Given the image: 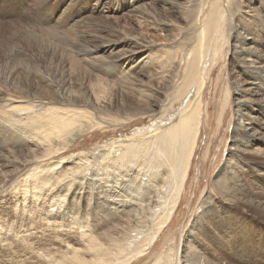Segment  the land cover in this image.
Wrapping results in <instances>:
<instances>
[{"label":"bare ground","instance_id":"6f19581e","mask_svg":"<svg viewBox=\"0 0 264 264\" xmlns=\"http://www.w3.org/2000/svg\"><path fill=\"white\" fill-rule=\"evenodd\" d=\"M49 1L31 0L35 23L22 20L10 26L0 18V82L24 94L16 100L0 87L5 102L0 185L33 163L30 174H22L34 179L22 181L23 205L28 193L39 202L47 191L46 201L57 211L48 207L45 221L64 219L54 229L80 224L96 232L83 231L87 247L52 263L129 264L154 245L182 200L208 114L204 89L213 69L210 58L217 63L221 50H230L235 96L229 151L213 188L199 195L198 211L182 243H170L154 264H264V0H161L167 17L155 11L151 0L126 1L125 9L143 31L123 34V43L114 41L93 52L85 48L88 56L78 48L75 55L68 53L66 78L43 65L52 38L63 33L57 28L64 25L71 2L65 0L50 26L54 6ZM75 24L80 34L83 24ZM123 44L133 49L122 51ZM77 71L97 81L84 74V86L77 84L72 80ZM20 75L24 85L15 83ZM249 80L256 82L258 92L248 96L243 83ZM228 103L226 90L219 116H225ZM137 120L145 123L130 135L91 151H71L78 138L96 128ZM69 151L72 157H65ZM3 166L12 170L6 173Z\"/></svg>","mask_w":264,"mask_h":264},{"label":"rangeland","instance_id":"374dc122","mask_svg":"<svg viewBox=\"0 0 264 264\" xmlns=\"http://www.w3.org/2000/svg\"><path fill=\"white\" fill-rule=\"evenodd\" d=\"M126 1L128 2L130 0H66L67 3L71 2V8L64 19L61 20V22H65L64 25L57 28V30L62 29L61 32L63 33L60 34L57 39L56 36L52 38L53 41L51 45H49V54L45 56L43 67L49 65L51 66V68H57L61 72L59 73L64 78H66V76H68L67 68L69 66V62H67L68 53L69 55L71 53L75 55L80 49V52L84 53L86 50L85 48H89L93 52V50L96 51L97 49L107 44L123 43V39L120 40L123 34L142 32L143 29L139 25L137 17L129 13V11H127L128 9H125L124 6ZM223 1L226 2V0ZM66 2L65 0L49 1V3L54 6V9H52L54 13L51 14L53 17L51 15H48L47 10H42V14L48 15L51 18V23H49L50 26L54 24L53 22L56 21V19H58L57 17L59 16V13L64 9ZM142 2H145V0H139L137 4H140ZM151 2L155 7V11L161 14V11H163L161 0H151ZM30 3L31 0H0V7L3 8L2 12H0L1 20H3V22H11L10 24H8L10 26L17 25V22H22V20V23L24 24H27L28 22L33 23L35 17L33 15V12L29 9L31 6ZM24 12L26 13V15L22 14ZM167 15L168 13H165V11H163V16L167 17ZM87 20H94V22L89 23ZM85 21L87 22L84 23ZM75 22L80 26L81 24H83V26L80 27V34L76 33L74 29V26L76 25ZM87 23H89L90 25L89 29L86 28L87 26L85 27V25H88ZM107 24H111L112 27H108ZM229 28L230 27L228 24L225 25V40L226 38L229 39ZM150 33L152 38L156 37L155 30H150ZM73 34L76 35L77 38H75ZM60 40H62L61 43ZM114 41L118 42L114 43ZM94 47L96 50L94 49ZM52 48L55 50H53ZM129 48L133 49V45L123 44L120 47V49L125 52L129 51ZM221 51L222 56L221 58L216 60L217 63L212 60V56L210 58V67H213V69H210L206 87L204 89V99L206 98V100L208 101V114L202 123L196 152L192 160L188 180L185 185V190L182 193V200L177 206L178 209H176L175 214H173V218L171 220L172 222H170L171 224L169 223V226L163 229V232L157 239L158 241L156 240L154 245L150 249H148L149 252L147 250L140 257L132 259L129 264H154L155 258L157 260L158 256L163 253V251H165L167 247H169L170 243L179 241L181 242L180 238L186 231L190 229L191 223L196 215V212L198 211L199 195L201 194L202 190L213 188V179L215 177V174L220 168L223 160L225 159L227 152L229 151V144L231 141L232 133L231 121L234 117L235 96L232 91L231 84L232 62L230 58L233 56V54L230 50L227 52H225V50ZM86 52L88 56V54H90V51L87 49ZM64 53L66 54L64 55ZM98 54L100 56H106L107 52L100 51ZM36 59L39 60L40 56L37 55ZM100 60L102 62L104 61L102 59ZM62 61H65V63H63ZM84 65L87 69H89V65L85 61ZM105 65L106 67L111 66L110 63H107ZM183 67L184 65L182 66V68ZM21 70L22 69H18L17 73H20ZM75 73L74 77H72V80L75 83L78 82L77 84L82 83L83 85V82L81 80L85 76L86 79L97 81L96 77H90L86 73L77 71L79 76ZM84 74L85 76H83ZM137 75L140 76V74ZM21 76L22 75H20V79L18 78L15 82L17 83V85L25 84L24 78H22L23 76ZM46 77L50 79L48 76ZM4 85L5 84L3 82H0L1 89L3 91L5 90L4 92L6 94H10L12 98L19 100L24 97V94L21 92L20 88L13 86L6 87L7 85ZM243 88L246 89L247 92L245 93L248 96L251 94H256L258 92L256 82L251 80L245 81L243 83ZM226 90L229 91V103L227 106H225L227 112L225 113V116L223 115V113L222 116H219L222 104L224 102ZM3 106H5V102H3V100H0V116L3 115ZM223 116L225 117L224 119ZM220 117L223 120H220ZM138 121L139 120L126 124L108 125V127L102 126L101 128H96L93 131L86 133L82 137L78 138L73 146L74 149H72V147L71 151L72 153H79L82 150L91 151L98 146L101 147L103 144H105L109 140H112L113 138H119L124 134L130 135V130H132L134 127H140L145 123L144 121L142 122V120L139 121L141 123H138ZM2 148L3 147H1L0 145V150ZM67 153H64L65 157H72L70 151ZM57 160L58 158H56V161ZM33 166V163H29L27 167L22 168L23 170L21 172H17L16 174H14L12 179L5 181V186L0 185V264H54L66 258L67 255L70 256L74 250H82L83 248L87 247L89 243L87 240L89 237L83 234L84 232L88 233L89 231L91 236L93 234L95 235L96 233H94V231L90 232V225L89 228H86V226L82 225L81 227L80 224H75L72 227L63 229L58 227L54 229L53 226H56V224L59 222H64V219L60 218L57 220H52L54 221V224H50L49 222L45 221L44 212L51 207V204L46 201V195H44L45 193L47 194V191H45L43 194L45 198L42 196V199L40 198L39 202L37 199L31 196L32 193H28V199L26 198L28 201H26V203L23 205L24 201L21 198V189L23 186L22 181L26 179L27 181L34 180L32 177L28 176ZM3 167V170L6 171V173L12 170L11 167ZM0 173L1 183V179H4V174L2 172ZM26 173L28 175L23 177L22 174ZM20 175L22 176V178ZM28 178H30L31 180ZM18 181L20 182V184L16 185ZM15 185L16 188H14ZM31 199L33 202L31 201ZM47 199L49 201V198ZM51 208L48 211H57L53 209L55 208V206ZM120 219L117 218V220ZM57 229L59 231H57ZM181 243H179L178 246H180Z\"/></svg>","mask_w":264,"mask_h":264}]
</instances>
